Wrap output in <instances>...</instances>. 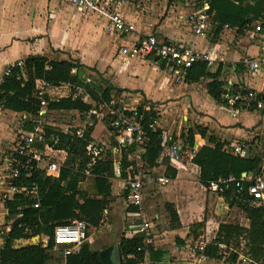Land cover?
I'll use <instances>...</instances> for the list:
<instances>
[{"label":"crops","instance_id":"obj_1","mask_svg":"<svg viewBox=\"0 0 264 264\" xmlns=\"http://www.w3.org/2000/svg\"><path fill=\"white\" fill-rule=\"evenodd\" d=\"M26 1L27 0H0V79L2 78L3 69L6 66L17 60L24 61L25 58L31 55L45 56L48 59L78 60L82 65L80 68L82 78L85 75L84 69L86 67H93L97 62L99 63L98 66L102 65L101 63L105 61L106 57H109V51H112V48H108L106 54L104 53L105 55H103L104 48H101L96 41L93 43L88 33L89 28L95 29V33L102 32V25H100L99 18L96 17H100L101 21H104V24H102L106 25V19L104 17L95 14L93 19H80L77 13L73 14V8H71L72 10L69 11L68 14L65 13L64 15V11L61 9L64 8V6L61 7V4L64 2L59 0H44V4L38 9L37 15L35 16L36 9L32 7L31 1L28 5L22 7V5L26 4ZM163 1L166 2V0ZM168 1H171L170 3L167 2L169 5L160 4V12L162 9V13H165V10L170 7V11H173V14H175L177 7H175V5L183 8V6L180 5L182 0ZM156 3V0H152L150 7L146 8L145 12H147V10L148 12L152 11L156 8L158 6ZM64 5L67 4L64 3ZM66 9L67 8H64V10ZM120 11L129 21L134 22L136 32L128 36H121L119 47L121 45L133 43L138 34H149L152 33V31L156 34L159 33L160 35L155 34L159 40L190 46L199 53L210 52L211 56L215 58V62L211 66H208L210 72H215L218 67H221L220 79L223 82L231 80L233 83L246 85L264 96V91H262L264 87L263 73L250 75L237 67V71H231L232 66H238V61L240 59L256 53V47L253 44L249 46L244 45L242 41L238 40L234 46H229L223 43L224 41L221 43L211 42L209 38L210 34L205 33L204 36H196L189 30L184 18L182 21L180 20L181 18H177L178 16H175L176 18L174 16H172V18L166 17V21L162 20L160 26L157 27V32H155L154 27L159 23V20H156V17L153 16V12L145 14L144 10H142L143 13L140 12L141 14L139 13L137 15L134 14L132 9L130 11V7L127 6H120ZM79 14L83 13L79 12ZM175 19L177 21H175ZM138 20H140L139 24H137ZM169 20H173L174 22L170 24L168 22ZM210 27L211 25L209 28ZM231 30L232 29L224 28L221 32L227 35L226 37H228V42L230 44H232L231 42L234 39H237L230 34ZM233 31L235 32V30ZM82 35H86V37ZM211 35L213 36V33ZM117 36L118 38L120 37V35ZM250 46L254 48V52L251 54L247 52ZM117 54L119 59L117 60L120 61V63H115L114 65V67H117V74L119 75L116 82L119 86L121 85L123 89H120L121 91L118 93V96L124 104L133 106L148 102L149 104H153V106H155L154 108L157 109L155 116H159V114L164 113V111H161L155 104V101L163 97V94L166 93V96L184 95L187 105L192 110L191 115L195 117V123L207 129V137L213 136L217 140L225 142V146L229 147L232 144L246 141L260 142L257 147H255L254 151L251 152L259 158L258 171L252 173H264V161L262 160V156L264 155V108L262 110L245 111L247 114L253 115V120H249L250 123L245 122L243 116L240 114L244 111L233 113L223 104L217 103L209 96L206 89L209 79L198 81L201 82L200 86H197L198 82L186 83L184 80L173 82L169 72L159 63L155 61L152 63L149 59H126L120 56L119 52H117ZM97 71L101 73L98 67ZM255 78L261 80L258 88L253 85ZM83 81L86 80L83 79ZM35 84L36 86H40L41 82L37 80ZM116 89L115 91L111 90V92H116ZM180 89H182V91ZM64 90L67 91V94H65ZM70 90L71 87L68 84L46 88L45 98L57 100V98L68 96ZM98 90H100V88ZM55 95L59 96L56 98ZM84 101L90 102L91 106L95 103L92 99L88 101L84 98ZM58 114H65L68 118L71 116L72 120L77 122L75 125L71 124L72 126H62L61 129L63 130L69 127L77 129V127L81 125V117L78 111H62ZM26 117L25 113H18L0 108V146L6 147L11 145L15 138L23 133V122ZM39 119L40 118H37L36 120V118L33 117L36 123ZM159 127L160 122L158 120L157 129H160L163 137H167L168 132H165V130ZM90 135L92 140L105 145L107 152L110 153V160L113 166V176L109 179L111 185V194L108 198L109 204L104 211L103 220L99 227L92 228L97 232L103 229L102 236L106 243H109L108 247L111 245H117L118 247L122 238L130 239L133 236L141 237V235L133 232V225L130 226L131 228H129V226L128 228L125 227L123 219L116 218L114 220L112 207L116 199L115 195L120 196L121 201H124L123 212L126 217H133L135 213L138 212V208L136 207V209H134L135 206L125 202L123 195L124 177L121 176L120 170L121 153L111 152L114 142L110 130L104 122H95L94 126L91 127ZM207 137L202 138L200 135H195V142L190 146V150L196 147L197 152L203 145L212 146L209 144ZM36 148L41 153H45L50 162L61 167L66 157V152L64 150L55 149L54 147L51 149L44 148L42 145H36ZM249 155L250 154L246 157ZM39 166L40 168H44L42 163H40ZM168 166V162L159 154L155 165L150 168L151 180L146 184L143 191V206H141V208L143 207V211L141 209V216L150 221L153 233V244L150 247L149 257L153 260L167 259L171 261L172 264H229L228 259L230 257L228 255H223L221 250H217V254L220 257H210L205 255L204 251L202 253L198 251L196 247L200 243H205L206 246L212 244L219 223L227 222L221 221L220 219L216 220L215 216H218L219 213H228L230 211L229 207L239 208V206L231 204L226 198L218 194H215V201H208L206 195L208 191L198 180L199 168L192 161H189V159L184 161L182 170L176 171L170 166L168 169ZM4 167L0 157V247L3 243L2 234L9 229L4 201L6 199L10 200L13 197L12 195L7 198L9 179L6 177L7 174ZM41 171L46 175L44 170ZM59 171L56 172L51 170L47 174L58 177ZM156 176H166L170 178L171 181L168 185L162 187L153 181V178ZM90 177L92 176L87 177L79 184L81 190L86 191L85 189L87 186L85 185L88 184V179H90ZM114 178H118L119 183L117 184L121 186L119 194H116L115 190L113 191V189H116V187L113 188ZM188 189H191V191L195 193L199 192L200 199H196L195 196L192 198L195 199L193 202L191 196L187 194V191H189ZM190 201L192 202V207ZM158 202L159 205H157ZM214 202H216L215 208H213ZM165 203L172 204L176 211L179 222L178 226H174V224L171 223L167 210L164 207ZM209 206H212L214 215L205 214V209ZM227 223L237 224L234 222ZM237 225L248 228L249 222L247 220L244 226L242 224ZM23 242L24 241H13V247L21 246ZM93 243L92 235L89 233L88 240L85 244L90 250H94L92 249ZM230 246L233 247V244ZM233 248L237 250L239 247ZM127 258L131 259L132 256L129 255ZM117 260L119 264V259ZM139 263L140 261L136 264Z\"/></svg>","mask_w":264,"mask_h":264},{"label":"trees","instance_id":"obj_2","mask_svg":"<svg viewBox=\"0 0 264 264\" xmlns=\"http://www.w3.org/2000/svg\"><path fill=\"white\" fill-rule=\"evenodd\" d=\"M209 4L208 13L212 14L211 26L213 36L217 37L224 28L235 30L236 37L245 35V31L251 29L252 22L264 17V0H204ZM162 66V65H161ZM82 65L77 60L48 59L45 56L31 55L23 61L24 77L18 68L12 69L9 76L2 78L0 82V108L18 113H25L23 133H29L34 127L33 117L39 111V100L35 94V81L41 80L52 87L68 84L71 87L66 97L57 100L47 99V111H87L91 107L90 102L84 101L81 93L73 97V86H81L83 78L80 73ZM17 76H20L17 78ZM221 67L215 72H210L205 61H197L186 70L184 81L186 83L198 82L209 79L206 85L207 93L217 103L222 104L220 93L224 82L220 79ZM107 86L99 91L93 84L90 86L91 99L97 102L106 100L113 90ZM96 88V89H95ZM121 90L116 89V93ZM154 116V113L151 114ZM47 137H53L55 143L48 139V143L55 149L64 150L66 157L60 167L59 176H46L40 170L33 171L30 176L23 175L16 179L15 185H29L35 183L38 192V207L33 208L35 202L30 196L16 194L4 201L6 219L9 229L2 234L3 243L0 247V264H47L61 263L63 258L59 251H53V230L61 224H69L74 220L85 221L90 228L99 227L103 220L111 194L109 179L113 176V166L110 153L107 152L104 159L99 160L91 169L92 188L95 195L88 196L87 192L80 189L79 184L87 177L85 168L89 161L86 146L92 140L91 128L85 129L82 136L76 134V128H69L66 132L44 127ZM207 129L196 125L194 129H188L185 140L190 146L194 143V136H206ZM209 144L201 146L192 158V162L199 168V183L203 187L221 177L232 174L236 178L242 173L258 171V156L251 153L242 158L223 151L225 142L217 140L213 136L207 137ZM143 158L149 167L155 165L162 150V134L160 129L148 131L145 142ZM131 151L121 152L120 170L125 177L124 169L127 168V154ZM169 169V166H168ZM171 169V168H170ZM172 175V174H171ZM25 176V177H24ZM249 182L245 181L244 186ZM233 204V202H230ZM244 212L249 222L248 228L233 223L221 222L218 225L212 244L205 247L207 256L220 257L217 254V244L226 246L233 244L239 247L243 241L244 253L253 260L264 264V201L257 206L236 204ZM171 223L178 226V216L172 204L165 203ZM136 209V207L134 208ZM18 214H22L18 217ZM45 237V238H44ZM45 240V241H44ZM13 241H24L23 245L13 247ZM141 244L140 236L130 239L122 238L117 247L119 264H136L142 260V253L136 248ZM232 247V246H231ZM131 255L132 258L127 257ZM229 264L235 263L237 255H229ZM65 264H102L98 251L90 250L84 244L76 252L65 259Z\"/></svg>","mask_w":264,"mask_h":264},{"label":"built area","instance_id":"obj_3","mask_svg":"<svg viewBox=\"0 0 264 264\" xmlns=\"http://www.w3.org/2000/svg\"><path fill=\"white\" fill-rule=\"evenodd\" d=\"M59 1L83 14L92 13L104 17L110 33L128 36L136 32L134 22L129 21L120 11V6L123 3H128L129 0ZM151 2L152 0H138L137 7L144 9L147 5L150 6ZM180 5L186 10L184 20L189 30L196 36H204L206 29L211 25L212 17V14L208 13V2L204 0H182ZM246 33L256 47V53L240 59L238 66H232L231 71L234 72L237 71V68H240L250 75L256 73L264 74V17L255 19L251 24V29L245 31V36ZM118 52L120 56L126 59H149L159 63L169 72L173 82L183 81L186 70L197 61H205L207 66H211L215 62V58L211 56L210 52L199 53L190 46L159 40L152 33L138 34L133 43L121 45ZM14 68L20 69L21 77H24L23 61L17 60L3 69L2 78L9 76ZM19 77L17 76V78ZM38 81L41 84L40 86L35 84L34 94L39 100V111L35 116L36 120L47 114V98H44L45 89L52 87L44 81ZM72 89H74L73 97L81 93L79 86H73ZM118 95L116 92H111L108 99H99L89 110L78 112L81 117V125L77 127L76 134L80 137L84 130L94 126L95 122H104L112 134L114 142L112 153H121L131 148V151L127 154L129 165L124 169L123 195L127 204L138 208V212L135 215L139 216V222L133 225V232L141 235V244L136 248V251L143 255L139 264H172L167 259L153 260L149 257L150 247L153 244L152 226L149 220L141 216L143 191L146 184L151 180V167L148 166L143 158L144 149L142 145L146 140L147 132L157 129L158 119L155 116L157 109L148 102L127 106ZM220 99L222 104L233 113L262 110L264 108V96L260 92L246 85L233 83L231 80L224 81ZM52 112L60 113L62 111ZM152 113H154V116L151 115ZM33 123L34 127L31 132L18 135L9 146H0V157L5 166L6 177L9 179L7 198L16 194L30 196L35 200L32 205L33 208H37L38 192L36 184L30 183L29 185L17 186L14 184L16 179L20 178L23 175L22 173L25 176H30L35 170H44L45 174L48 175L47 173L51 170L58 172L60 167L50 162L47 155L36 148V145H42L44 148L51 149L53 146L48 143V139L53 143L56 141L53 137L49 138L46 136L44 126H41L39 121L37 123L34 121ZM69 128L65 130L60 128V131L66 132ZM259 143L246 141L232 144L230 147L224 146L222 149L226 153L245 158L254 151ZM195 152L196 147L190 150L188 154L189 161H192ZM86 153L89 156V161L84 172L89 177L93 166L99 160L105 158L107 148L103 143L91 140L86 146ZM160 156L174 170L183 169L184 161L181 155V147L177 143L168 144L166 137L163 136ZM262 160L264 161V155ZM40 163L43 164L44 168H40ZM48 176L53 177L52 175ZM153 181L163 187L168 185L171 180L166 176H156ZM245 181L249 182L246 187L244 186ZM205 189L211 194L223 196L229 202H233V204L257 206L264 201V173L250 172V174H247L244 172L238 178L229 174L226 177L210 182ZM21 215L18 214V217ZM89 230L90 227L83 220H74L69 224L55 226L52 250L60 252L63 262L47 264H65L66 257L76 252L79 247L87 242ZM205 246V243H200L196 249L202 253ZM217 247L222 251L223 255L236 254V264H261V262L253 260L249 255L231 246L218 243Z\"/></svg>","mask_w":264,"mask_h":264},{"label":"rangeland","instance_id":"obj_4","mask_svg":"<svg viewBox=\"0 0 264 264\" xmlns=\"http://www.w3.org/2000/svg\"><path fill=\"white\" fill-rule=\"evenodd\" d=\"M30 1L32 3L31 4L32 7H34L36 9V14H35V16H36L38 9L41 8V6L44 4V2H43L44 0H27L25 2L26 4L22 5V7H25L26 5H28ZM156 2H157L156 4L158 6L149 12H148V10H147V12H145L146 8L150 7L149 5H147L144 9L143 8L141 9V7L140 8L137 7L138 0H129L128 3H126V4L123 3L122 6L130 7V11L132 9L134 14H137V15L140 12L143 13L142 10H144L145 14L153 12V14H154L153 16L156 17V20H159L158 21L159 23L154 27L155 32H157V29H158L157 27L160 26L161 21L162 20L166 21V19H165L166 17L172 18V16H174V17L178 16L177 18L178 19L181 18L180 20L183 21V18H184L185 12H186V10L184 8H181L180 6L175 5V7L177 6L176 10L174 9L176 11L175 14H173V11L172 12L170 11V9H171L170 7H168L165 10V13H162V9H161V12L159 11L160 10L159 9L160 4H165V5L168 4L169 5V3L171 1L169 2L168 0H166V2H165L163 0H156ZM167 2H169V3H167ZM63 6H64V8H67L66 10H64V8H61L64 11V15H65V13L68 14L69 11L72 10L71 7H69L68 5H64V3L61 4V7H63ZM72 12H73V14L77 13L78 17L80 19H85V18L93 19L94 15H95L92 13H90V14H85V13L79 14V12H77V10H75V9ZM96 18H99L100 25H102L101 26L102 32L95 33L94 32L95 29L89 28L88 33L92 39V42L94 43L96 41L97 44L99 43L101 48H104L103 55L106 54L108 48L109 49L112 48V51H109L110 52L109 57L106 55L107 57H106L104 62L102 61L103 62V63H101L102 65L98 66L99 63L97 62L96 64L93 65V67H88V68L86 67L84 69L85 75H84L83 79L86 81H84L83 84L81 86H79V88H80L82 94L84 95V98H86L88 101H89V99H91V93L89 91L90 86H88V84L89 85L90 84L95 85L97 90H98L99 88L101 89L103 87H106L107 86L106 82H107L108 84H110L112 86L114 91L116 88L122 89L121 85L119 86L116 82V79L119 75L117 74V71H118L117 67H114V65H115V63H117V64L120 63V61H118L119 59L117 56L118 55L117 52L120 48L119 47V43H120L119 40L123 36L122 37L120 36L118 38L117 35L111 34L110 31L107 29V26L103 25L104 21L103 20L101 21L100 17H96ZM175 21H177V20L175 19ZM137 22H138L137 24H139L140 20H138ZM168 22L170 24H172L174 21L169 20ZM212 30H213V27L211 26L210 28L206 29V31H205V33L210 34L209 38H210L211 42L221 43L224 41L223 43H226L229 46H234L238 41H242L244 45H248V46L252 44V41L250 40V37L247 33H246V36L243 35L241 37H235V35H234L235 32L232 29L230 34L233 35L234 38H237V39L236 40L234 39L231 42L232 44H230L228 42V37H226L227 35L225 33H221L219 36L214 37L211 35L213 33ZM153 33L154 32L152 31V34ZM155 34L156 33H154V35ZM156 35H160V34L157 33ZM82 36L86 37V35L85 36L82 35ZM247 52L249 54L253 53L254 48H252L250 46L247 49ZM150 62L154 63L153 60H151ZM78 63H79V61H78ZM97 67L101 70V73H99L97 71ZM260 81L261 80H259V78H255V80L253 81L254 82L253 85L256 88H258L260 86ZM200 85H201V82H198L197 86H200ZM180 90L182 91V89H180ZM262 91H264V87H263ZM64 92H65V94H67V91L64 90ZM58 96L59 95H55L56 98ZM44 98H45V96H44ZM155 104L161 109V111L162 110L164 111V113H161V114H159V116L157 115L156 117L160 122V127L163 130H165V132H168V135L166 137L167 143L168 144H170V143L179 144V146L181 147V155L183 157V160L184 161L187 160L191 147H190V144H188L187 141L185 140L186 134H187L188 129H194V127L197 125V123H195V119H194L195 117H193L191 115L192 110L187 105L185 98H184V95L166 96V93H165V94H163V97H161L158 101H155ZM240 114H241V116H243V119L245 122L250 123L249 120H251V121L253 120L252 114H247V112H245V111L240 113ZM75 123H77V122L73 121L71 116L68 118L65 114H58V113H54L52 111H47V114H45L44 116H42L39 119V124L41 126H44V127L49 126V127L54 128V129L55 128L60 129V128H62V126H65V125L66 126L71 125V124L75 125ZM63 128H65V127H63ZM194 142H195V136H194ZM88 180H89V182H88V184L85 185V186H87L85 190L87 191L88 196H93L95 192L93 191V188H92V185H93L92 178L90 177V179H88ZM118 181H119L118 178H114V180H113V188L116 187V189H113V191L115 190L116 194L120 193V187H121L120 184L119 185L117 184V183H119ZM188 190L189 191H187V194L191 196V199L195 196H196V199H198V200L200 199L199 198L200 197L199 192L195 193V192L191 191V189H188ZM206 195H207L208 201H215L216 200L215 194H211V193L206 192ZM115 198L116 199H115L114 205L112 207V213H113L114 220L116 218H120L121 220L123 219V221L125 222V227L128 228V226H129V228H131L130 226L136 224L139 221V216L136 214L133 217L132 216L126 217V215H124V212H123V204H125L124 201H121L120 196L115 195ZM193 200H195V199H192V201ZM215 204H216V202H214L213 208H215L214 207ZM157 205H159V202L157 203ZM190 205L192 207L191 201H190ZM229 208H230V211L228 213H219L218 216H215V219L216 220L220 219L221 221H227V222H234L237 224H242L244 226L247 223V219L245 218V215L243 214V212L237 207H234V208L229 207ZM142 211H143V209H142ZM205 212H206L205 214H207V215H214V213L212 211V206L206 207ZM132 228H133V226H132ZM102 230L103 229H100L99 232H97L93 228H91L89 231V233L92 235V238H93L94 243H93L92 249H94V250L99 251V250L104 249L105 247H108V245H109V243H106L104 237L102 236ZM237 250L244 253L243 241H241L240 246ZM114 258L116 260L118 259L117 253L114 254Z\"/></svg>","mask_w":264,"mask_h":264},{"label":"water","instance_id":"obj_5","mask_svg":"<svg viewBox=\"0 0 264 264\" xmlns=\"http://www.w3.org/2000/svg\"><path fill=\"white\" fill-rule=\"evenodd\" d=\"M117 253V245H111L98 252L102 264H118V260L114 258Z\"/></svg>","mask_w":264,"mask_h":264}]
</instances>
